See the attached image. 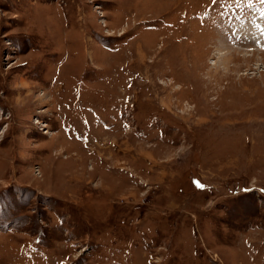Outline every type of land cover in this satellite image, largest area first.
I'll return each instance as SVG.
<instances>
[{
  "label": "rangeland",
  "instance_id": "1",
  "mask_svg": "<svg viewBox=\"0 0 264 264\" xmlns=\"http://www.w3.org/2000/svg\"><path fill=\"white\" fill-rule=\"evenodd\" d=\"M0 264H264V0H0Z\"/></svg>",
  "mask_w": 264,
  "mask_h": 264
}]
</instances>
